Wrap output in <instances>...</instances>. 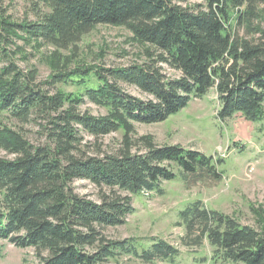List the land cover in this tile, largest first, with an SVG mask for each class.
Listing matches in <instances>:
<instances>
[{
	"label": "trees",
	"instance_id": "16d2710c",
	"mask_svg": "<svg viewBox=\"0 0 264 264\" xmlns=\"http://www.w3.org/2000/svg\"><path fill=\"white\" fill-rule=\"evenodd\" d=\"M29 1L33 18L16 21L0 10V151L6 153L0 157V240L35 248L40 264H128L121 262L125 256L146 264L174 262L179 250L167 241L154 238L143 245L135 238L111 239L104 231L136 212L133 196L162 194L161 183L178 177L175 168L185 180L219 182L224 159L158 144L152 135L138 136L136 124L164 122L211 89L217 93L219 120L241 114L261 121L264 28L258 21L264 0H204L195 6H183L185 0ZM98 25L126 27L150 47L146 61L79 67L73 73L61 69L58 53L75 52ZM238 27L250 37L241 36ZM18 41L53 46L58 71L41 83L37 69L22 70L16 62L22 52ZM166 68L178 75L168 76ZM79 78L83 94L57 87ZM121 83L150 98L128 94ZM86 100L105 114L83 111ZM9 120L35 121L41 141L31 143L6 124ZM119 132L118 145L109 149L98 145L92 151L86 140ZM76 180L106 191L95 202L75 192ZM255 214L257 228L197 200L179 212V219L197 243L208 240L214 261L264 264V211Z\"/></svg>",
	"mask_w": 264,
	"mask_h": 264
},
{
	"label": "rangeland",
	"instance_id": "374dc122",
	"mask_svg": "<svg viewBox=\"0 0 264 264\" xmlns=\"http://www.w3.org/2000/svg\"><path fill=\"white\" fill-rule=\"evenodd\" d=\"M182 4L195 6L205 2L185 0ZM0 10L16 21L34 17L29 0H0ZM258 24L264 28V11ZM238 32L243 37H250L242 27H238ZM18 45L22 49L16 61L18 66L22 70L37 69L41 83H45L58 71L55 68L58 58L54 57L56 50L53 46L31 41H18ZM149 48L147 44L136 41L132 32L124 26L98 25L82 38L75 52L68 50L58 53L67 66L65 68L61 65L60 68L73 73L79 67L110 69L141 65L146 61ZM166 73L168 76L178 75L168 68ZM82 85L83 81L79 78L69 84H58L57 87L65 93L83 94L85 86ZM120 86L132 96L143 100L150 98L137 87L123 83ZM45 88L54 91L48 85ZM218 108L216 90L211 89L204 97L194 98L186 108L164 122L153 125L136 124L138 136L152 135L158 144H179L208 156L224 159L219 166L224 177L219 182L189 181L181 177L179 170L175 168L179 175L174 180L161 183L162 194L153 192L133 196L136 212L127 217L125 224L106 228L104 232L107 237L118 240L135 238L143 245H149L154 238L162 239L179 250L174 262L158 261L156 264H224L213 260L214 249L207 239L197 243L194 235H186L185 227L180 223L179 212L200 200L210 209L232 215L241 224L257 228L259 221L255 211H264V118L252 122L237 114L223 122L216 115ZM81 109L96 116L106 112L88 100ZM6 124L18 130L33 144L41 141V129L35 121L18 123L9 120ZM121 134H112L99 141L86 136V140L92 143V151L98 145L109 149L118 145ZM5 156L6 153L0 151V157ZM72 186L76 193L95 202H99L101 193L106 191L87 180H76ZM40 262L35 248H18L9 241L0 240V264ZM121 262L146 264L130 256H125Z\"/></svg>",
	"mask_w": 264,
	"mask_h": 264
}]
</instances>
